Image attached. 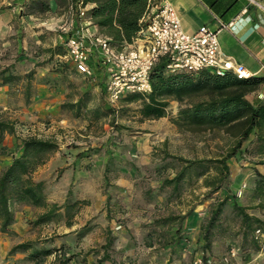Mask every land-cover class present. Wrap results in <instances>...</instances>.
Returning <instances> with one entry per match:
<instances>
[{"label": "rangeland", "instance_id": "rangeland-1", "mask_svg": "<svg viewBox=\"0 0 264 264\" xmlns=\"http://www.w3.org/2000/svg\"><path fill=\"white\" fill-rule=\"evenodd\" d=\"M2 1L0 0V14L17 5L13 0H9V5ZM61 19L60 16L47 12L38 19L28 17L20 21L17 23L16 31L0 32V69L9 67L10 72L23 77L26 73L32 72H21L28 69L32 61L39 64L49 63V69L45 72L57 76V81H54L57 92L53 96L56 106L52 114L67 120L70 125H65V129L62 130L66 131L58 136L53 132L37 130L35 135L31 136L62 143L61 150L65 152L67 149L76 152V148L81 147V157L89 160L87 161L89 163H84L83 166L92 164L94 159L100 158V161H97L99 167L91 174L83 176L84 184L79 188H73L71 194L66 197L65 201H79L71 209V218L68 219L71 224H67L66 217L61 214L51 222L36 225L33 221L42 209L34 207L35 211H28L17 206L16 224L12 229L10 227L8 232H0V264H57L59 260L70 255L73 257L67 264H191L201 253L212 258L215 264H264V230L258 233L256 230H246L244 233L241 217L233 206V204L243 206L249 214L264 220V205L260 206L259 200L252 194L256 175L250 169L253 168L252 164L260 159L246 151L251 147L250 140L244 141L237 153L228 160V177L222 188L216 192L208 194L209 187L204 185L205 177L189 176L176 187L173 183L162 186L161 181L164 178H172L181 169L183 166L181 158L195 160L216 157L226 152L234 137L223 130L193 132L172 122L171 117L176 115L178 108L197 99L195 97L185 98L180 102L169 100L167 116L161 118H143L140 115L142 96L130 103L121 98L114 106H110L97 82L96 71L95 79L88 80L78 74L70 62L64 59L61 61L62 64L66 63L64 68H61L59 61L56 66L52 65L58 60L54 53L55 47L60 44L59 49L66 51L58 32L52 29ZM17 35L25 39V49L18 48L14 40ZM35 72L39 73V69ZM24 84L25 80L7 84L10 90L8 100L11 104L16 105L24 99L20 96ZM85 90H90L93 98L89 107L102 103L114 108V113L105 118L94 119L83 110L80 116H76L75 110H71L67 104L74 102ZM3 101L0 99V104ZM7 116L11 117L3 116V111H0V122L7 125L9 132L18 137L31 133L27 126H23L32 123L24 119L23 112ZM43 122L46 127L50 123V118L45 117ZM38 134L39 136H36ZM128 140L150 142L147 154L151 156V162H139L142 165L134 177L135 184L130 193L123 192L115 183L120 166L132 167L136 164V161H127V157L122 156L129 149ZM104 153L108 157L105 166L107 171L106 175L105 170L102 173L101 188L106 201H102L100 205L87 197L77 199L85 190L88 194L92 182L99 177ZM61 172L62 169L58 168L56 179ZM212 174L210 172L206 177L210 178ZM223 198L226 200L219 222L211 229V248L209 250L204 248L201 228L198 244L193 246L190 242L196 239V235L191 233L188 236L189 231L182 226L184 219L194 220L192 218L194 213L207 210L200 215L201 225L205 224L211 208ZM262 202L264 204V201ZM83 205H91V208L87 207L89 209L86 211ZM18 211H22V214H17ZM188 212L190 214L182 218ZM129 221L137 223L140 221V225L134 223L127 228L126 223ZM83 225H87L90 231L80 237L77 231ZM134 227L140 228L138 234L135 233ZM124 228H127V231H123L122 236L118 232ZM131 231L135 235H132ZM171 232L175 234L171 235ZM143 233L153 234L155 238L152 241L156 242L157 247L152 249L155 254L151 260L146 253L147 240L143 239ZM110 236L114 240L106 247ZM26 242L31 243L36 250L45 248L54 251L47 256L40 255L33 259L28 256L29 251L9 253L13 245ZM168 244L174 246L164 250ZM232 250L235 252L233 255Z\"/></svg>", "mask_w": 264, "mask_h": 264}, {"label": "trees", "instance_id": "trees-1", "mask_svg": "<svg viewBox=\"0 0 264 264\" xmlns=\"http://www.w3.org/2000/svg\"><path fill=\"white\" fill-rule=\"evenodd\" d=\"M64 4L66 10L68 4L75 0H56ZM83 6L89 5L87 14L92 25L105 35L109 41L121 47L130 43L136 37L139 30L145 25L147 15L151 9L158 6L162 0H81ZM24 14H43L50 11L49 0H28L24 4ZM60 44L54 49L55 54L64 55L65 52L59 49ZM66 63H61L64 68ZM164 63H158L150 73L151 91L146 96L140 94H127L122 97L126 103L141 98L140 115L143 118H161L167 116L169 100L182 101L185 98H197L189 104L180 106L175 116L171 117L177 126L193 132H204L223 130L234 137L231 145L225 153L213 158H201L195 160L183 159V166L172 178H164L161 185L177 184L189 176L197 178L205 177L204 185L209 187L208 194L221 189L229 173L228 160L233 157L241 148L242 143L250 140L249 153L257 156L264 155V102L246 99L247 92L252 90L261 81L260 77H249L237 79L231 74L219 76L208 71H201L198 74L178 72L166 73ZM17 80H25L23 98L26 102L30 100L33 92V73L28 72L23 77L9 71V67L0 69V88ZM90 90H85L81 95L68 105L75 110V115L80 116L85 110L94 119L105 118L115 109L105 106L102 103L89 107L92 101ZM8 130L7 125L0 122V130ZM252 136V137H251ZM58 149V144L52 139L27 136L21 140L16 152L10 154V162L0 173V232H8L14 222L16 207L19 204L31 205L40 208L42 211L37 214L34 224H44L54 220L58 215L66 217V223L71 218V209L79 201L59 205L47 200L45 192V181H36L31 174L42 165L47 155ZM80 153L78 154V156ZM264 164V159L258 161ZM105 170V175H106ZM212 172L210 178L207 174ZM253 197L259 200L263 206L264 201V175L255 171ZM68 191L67 195H70ZM108 199V195H107ZM226 198L214 204L205 224L201 225L204 248H211V229L215 227L220 219ZM108 203V201H107ZM107 206V205H106ZM236 213L241 217V226L244 230H264V220L258 216L251 215L246 208L233 204ZM63 210V212H61ZM185 213L182 218L189 215ZM174 219V218H173ZM172 220V219H169ZM90 231L87 225H83L77 234L85 236ZM114 238L108 237L106 247L112 244ZM15 251L28 252L30 259L40 255L47 256L54 250L40 248L33 249L29 242L13 245L9 253ZM72 255L59 260L57 264H67Z\"/></svg>", "mask_w": 264, "mask_h": 264}, {"label": "crops", "instance_id": "crops-1", "mask_svg": "<svg viewBox=\"0 0 264 264\" xmlns=\"http://www.w3.org/2000/svg\"><path fill=\"white\" fill-rule=\"evenodd\" d=\"M27 1L28 0H13L17 5L2 11L0 14V32L10 33L12 30L16 31V28L18 27L17 23H20V21H24L28 17L38 19L42 15L24 14L23 4ZM163 1L169 3L176 10L180 17L182 27L188 32L195 31L201 25H207L212 29H217L220 22L229 24L228 27L221 28L218 32L221 50L227 56L244 64V66L253 74V77L261 78V81L256 84L252 90L247 92L245 97L250 102H264V10L252 4L249 0ZM2 2H7L6 5H9V0H3ZM262 3L264 4V0H262ZM49 6L50 11L48 12L54 13L60 17L62 16L64 12V4H60L56 0H49ZM15 37L14 40L17 42L18 48L25 49V39L20 37V35ZM20 62L22 63L23 61ZM38 69L39 73L35 72ZM48 69L49 63L46 62L44 64H39L32 61L31 66L28 69L21 71L23 73L32 71L34 77L33 92L28 103L23 99L16 105L11 104L8 100L10 99V90H8V86L4 85L0 88V99L4 100L0 104V111H3V116L8 118L11 116L7 115H19L23 112L24 119L28 122H32L23 125L24 127L27 126L28 130L31 131L27 136L35 135L36 130L50 133L53 132L55 136H58L66 131L62 130V128L65 129V125H70L67 120L57 118L52 114L53 109L56 106L53 96L57 92V85L54 84V81H57V76L45 72L48 71ZM96 72L98 73L97 82L100 84L102 91L104 92L103 78L98 70H96ZM20 96L23 98L22 93ZM47 116L50 118V123L45 127V122L43 121ZM27 136L22 135V137H18L13 132H9L6 129L0 130V173L9 164L10 154L16 152V149L19 148V145L21 144V140ZM36 136H39V134ZM56 143L58 144V149L50 152L45 162L40 165L31 176L36 181H45L47 200L60 205L65 202L69 190L73 191V188H79L80 185L84 184L83 182L85 181L82 179L83 176L91 174L95 168L99 167L97 161H100V158L94 159V163L87 164L84 167L83 164L89 163L87 162L89 160L82 158L81 154L78 156L82 150L81 147H77L76 152L71 149H67V152H65L61 150L63 144ZM128 143L129 149L126 153L122 154V156H126L127 161H136V164L134 166L132 165V167L128 165L120 166L117 170L118 175L115 180L116 185L121 188L120 190L126 193H130L134 187V177L136 176L138 169L141 168L140 166L142 163L151 162V156L150 154H147L150 148V142L147 140H128ZM102 159L103 163L100 165L99 177H96L92 182V187L88 190V194L85 190L84 194H79L77 199H86L87 197L91 200L94 199V201H97L100 205L102 201H106V197L103 195L101 188L102 173L105 170L106 161L108 159L105 153ZM122 159L125 160V158ZM259 159H264V155L258 156V160ZM140 161L142 163L139 164ZM252 165L253 168L250 170L254 172L258 171L264 175V164H260L256 161V163ZM58 168L62 169V172L58 179H56ZM86 185H83V187H86ZM91 194H93V196H91ZM18 207L28 211H35L33 206L27 204H19ZM83 207L87 211L89 209L87 207L91 208V205H83ZM205 211L207 210L194 213L192 215L194 220L191 218L184 219L182 226L186 231H189L188 236H190L191 233L196 235V239L190 242L193 246L198 244V236L202 221L200 215L202 213L204 214ZM18 213L22 214V211H18L17 214ZM15 219H17V216H15L14 222L10 226L11 229L16 224ZM139 222L129 221L126 223V226L129 228L131 224L134 225V223L139 226ZM127 228H124L118 233L123 236L122 232L127 231ZM134 230L135 233L138 234L140 228L134 227ZM135 233L131 231L132 235H135ZM170 234L173 235L175 232H171ZM144 238L147 240L146 249L148 252L146 253L149 254V259L151 260L155 254L152 249L157 247L156 242L152 241V239L155 238L153 237V234L143 233V239ZM174 244L166 245L164 250L165 248L166 250L169 249L171 246H174Z\"/></svg>", "mask_w": 264, "mask_h": 264}, {"label": "built area", "instance_id": "built-area-1", "mask_svg": "<svg viewBox=\"0 0 264 264\" xmlns=\"http://www.w3.org/2000/svg\"><path fill=\"white\" fill-rule=\"evenodd\" d=\"M249 1L264 10L262 0ZM87 8L81 0H75L68 4L61 21L53 25L66 51L64 55H56L58 60L52 65L56 66L58 61L61 64L64 59L88 80H94L98 70L110 106L127 94H149L150 73L160 62L165 64L166 73L208 71L219 76L231 74L237 79L253 75L244 64L221 50L218 32L229 24L220 22L217 29L201 25L188 32L182 27L176 10L162 0L151 9L132 42L118 47L92 25ZM191 264L215 262L201 253Z\"/></svg>", "mask_w": 264, "mask_h": 264}]
</instances>
